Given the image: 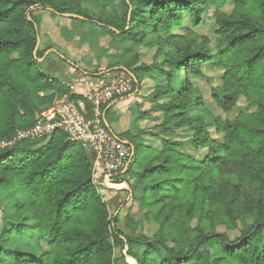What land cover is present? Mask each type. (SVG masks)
I'll list each match as a JSON object with an SVG mask.
<instances>
[{"label":"trees","instance_id":"trees-1","mask_svg":"<svg viewBox=\"0 0 264 264\" xmlns=\"http://www.w3.org/2000/svg\"><path fill=\"white\" fill-rule=\"evenodd\" d=\"M208 1L0 0V140L31 127L57 98L74 97L68 82L46 75L37 60L44 52L37 49L39 19L27 16L36 6L80 15L81 27L100 29L113 41L156 48L154 64L126 68L133 87L153 82L151 106L161 114L155 134L162 135L160 149L147 145L137 125L146 113L137 110L117 133L133 147L117 178L128 183L137 207L121 222L119 215L111 221L98 191L103 173L94 178L92 151L64 132L2 148L0 194L16 204L0 232V264H115L116 249L137 264H264V0H234L233 14L217 15L214 55L173 32L185 16L198 20ZM210 61L224 69L221 87L212 91L217 103L229 110L243 97L254 113L225 121L206 109L202 114L190 78ZM210 127L222 137H211ZM181 132L190 135L170 137ZM185 147L205 153L195 157ZM238 222L243 228L234 240L216 231ZM22 233L34 251L11 248Z\"/></svg>","mask_w":264,"mask_h":264},{"label":"rangeland","instance_id":"rangeland-1","mask_svg":"<svg viewBox=\"0 0 264 264\" xmlns=\"http://www.w3.org/2000/svg\"><path fill=\"white\" fill-rule=\"evenodd\" d=\"M237 9L234 0H209L206 10L202 13L198 20L192 19L190 16H185L181 26L173 30L174 33L180 34L184 39L192 43V45L202 46L207 48L209 54L214 55L217 52V44L219 26L217 24V15H230ZM52 7L36 6L30 9L27 13L29 19L32 16H37L39 19L38 26V50H44L43 55L37 58L42 63V71L52 77H56L63 81L71 80L70 68L74 66L83 70L80 67L86 68L84 71H90L98 68H124L129 65L131 68L137 67L140 64L152 65L157 61L155 59V47L138 46L131 47L130 44L113 41L109 36L104 35L102 30L94 27H81L76 19H82V16L69 13H53ZM75 19V20H73ZM136 57V59H134ZM201 75L192 76L190 84L193 88L192 93L198 96L201 102L202 114L206 109L209 116L218 118L222 121L232 120L239 113H254L256 106L240 97L235 107L227 110L220 106L212 97V91L221 87L222 75L224 69L217 66L214 61L204 63L200 66ZM154 90V84L151 80L145 79L139 84L138 91L131 98L127 99L125 106L127 107L124 117L121 119L123 124H120L121 130H126L130 126V121L133 116V111L138 113L145 112V117L140 119L138 123L139 129L142 131V140L150 147L160 149L162 135L155 134L157 132L156 125L161 121V114L152 110L151 93ZM130 107V108H129ZM114 108H111L107 113V118H111ZM134 115V116H135ZM133 119V118H132ZM112 128L114 129L113 125ZM211 137L220 139L222 135L217 133L213 127L208 128ZM190 135L187 133H179L178 135L170 136L172 139L184 140ZM186 153H191L195 157H202L205 150H193L189 147L183 149ZM103 178V177H102ZM97 179V182L102 181ZM121 180L120 177L117 178ZM103 181L100 184L98 191L105 201L110 219L119 215L120 222L124 215L130 209L134 212L137 207L130 202L131 189L124 181H117L118 185L110 186ZM125 189L126 192L119 191ZM21 191L18 192L19 197ZM18 199V198H17ZM16 200H11L7 195L0 194V232L7 218V215L14 212ZM251 219H247L246 223H251ZM121 224V223H120ZM195 225L196 222L194 221ZM243 224L238 222L235 229H227L224 225H219L216 228L217 232H225L231 240L238 238L241 234ZM30 233V232H29ZM11 248H23L34 251L32 239L28 234L22 233L14 237ZM135 252L139 253L140 248H135ZM123 258H119V251L115 250V258L120 264L126 262L128 264H137L136 261L122 251ZM9 259H6V263Z\"/></svg>","mask_w":264,"mask_h":264},{"label":"built area","instance_id":"built-area-1","mask_svg":"<svg viewBox=\"0 0 264 264\" xmlns=\"http://www.w3.org/2000/svg\"><path fill=\"white\" fill-rule=\"evenodd\" d=\"M69 94L36 115L34 124L17 130L12 139L0 140V150L16 140H40L55 131L64 132L70 141L79 142L93 153L92 173L102 172L103 181L118 185L117 176L123 174L133 157V147L119 138L104 124V112L118 98L134 92V76L124 68L105 69L100 72L70 68ZM128 186V183L124 181Z\"/></svg>","mask_w":264,"mask_h":264},{"label":"crops","instance_id":"crops-1","mask_svg":"<svg viewBox=\"0 0 264 264\" xmlns=\"http://www.w3.org/2000/svg\"><path fill=\"white\" fill-rule=\"evenodd\" d=\"M114 68H116V67H114ZM137 91H138V86L135 87L134 92L132 94H130L128 97L131 98L133 95H135V93ZM129 98H127V97L118 98L111 104V105H114L113 106L114 112L111 114V118H110V122L111 123L110 124L107 121V118H105V114H104V124H105V126L108 127L116 135H117V133L124 131L123 129L121 130L120 124L121 125L123 124V122H121V119L124 117L123 114H125V112H126L127 107L125 106V104L127 102V99H129ZM112 125H113L114 129L112 128ZM137 125H138V123H137ZM123 140L128 142V140H126V139H123ZM129 144L132 146L131 143H129Z\"/></svg>","mask_w":264,"mask_h":264},{"label":"water","instance_id":"water-1","mask_svg":"<svg viewBox=\"0 0 264 264\" xmlns=\"http://www.w3.org/2000/svg\"><path fill=\"white\" fill-rule=\"evenodd\" d=\"M135 261V260H134Z\"/></svg>","mask_w":264,"mask_h":264}]
</instances>
